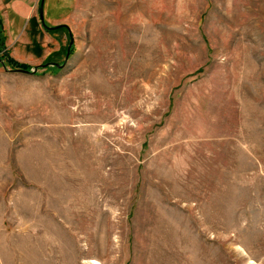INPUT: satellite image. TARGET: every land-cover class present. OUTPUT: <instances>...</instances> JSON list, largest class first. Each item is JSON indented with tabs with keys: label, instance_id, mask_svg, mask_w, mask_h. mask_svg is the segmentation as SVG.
I'll return each instance as SVG.
<instances>
[{
	"label": "rangeland",
	"instance_id": "rangeland-1",
	"mask_svg": "<svg viewBox=\"0 0 264 264\" xmlns=\"http://www.w3.org/2000/svg\"><path fill=\"white\" fill-rule=\"evenodd\" d=\"M38 11L0 56V264H264V0Z\"/></svg>",
	"mask_w": 264,
	"mask_h": 264
},
{
	"label": "crops",
	"instance_id": "crops-1",
	"mask_svg": "<svg viewBox=\"0 0 264 264\" xmlns=\"http://www.w3.org/2000/svg\"><path fill=\"white\" fill-rule=\"evenodd\" d=\"M38 4L39 0H0V56L5 55L6 50H8V53L10 51L9 54L11 56L12 51L17 50L18 43H20V45H26L28 48L27 54L31 56L33 51H29V48L32 49V43L29 39L34 37V32L37 35V33L44 28L37 24L34 29L33 26L30 28L26 27V29L20 33L19 24L29 22L33 18L39 19L40 11H38ZM64 21L66 20H62L61 22ZM26 32H29V34H26ZM26 46H22L21 48L26 49ZM1 58L3 60L0 59L2 63H0V69L4 65V57Z\"/></svg>",
	"mask_w": 264,
	"mask_h": 264
},
{
	"label": "trees",
	"instance_id": "trees-1",
	"mask_svg": "<svg viewBox=\"0 0 264 264\" xmlns=\"http://www.w3.org/2000/svg\"><path fill=\"white\" fill-rule=\"evenodd\" d=\"M12 62H13V64L15 65V66H17L18 68H21V69H23V70H25V71H28L29 69H30V67H29V65H27V64H25V63H19V62H17L16 60H14V59H10Z\"/></svg>",
	"mask_w": 264,
	"mask_h": 264
}]
</instances>
